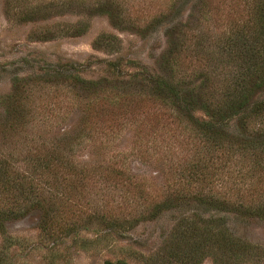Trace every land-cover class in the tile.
<instances>
[{"label":"trees","instance_id":"16d2710c","mask_svg":"<svg viewBox=\"0 0 264 264\" xmlns=\"http://www.w3.org/2000/svg\"><path fill=\"white\" fill-rule=\"evenodd\" d=\"M211 1L199 0L200 6L219 8ZM177 3L174 13L179 9L180 1ZM244 3L245 19L229 20V30L218 35L216 41L206 42L201 37L193 46L184 39L172 41L160 56L165 69L160 74L145 70L128 74L119 63L109 61L106 66L112 71L97 79L82 77L77 67L75 72H68L56 66L40 76L34 73L24 80L16 78L11 95L14 101L8 104L7 119H0V131L7 132L8 144L16 138L20 146L0 147V195L13 199V203L21 200L36 202L31 207L39 206L42 191L36 185H54L56 193L49 194L58 196L61 203L50 202L42 210L46 222L55 224L64 219L60 207L66 206L71 196L85 197L82 190L100 181L123 187V210L135 216L134 212L141 209L155 217L177 207L181 198L189 197L213 213L204 218L199 209L193 210L197 219L185 223L186 219L181 218L177 228L183 231L176 238L194 242L188 247L193 251L215 237L219 250L235 256L241 239L229 234L226 216L236 215V220L264 219V0ZM187 26L181 23L178 29ZM180 33L185 35L183 30ZM187 61L199 64L194 73L183 71ZM146 102L173 109L176 123L184 124L190 138L196 139L190 157L171 153L165 191L153 187L146 177L130 173L127 156L113 145L120 126L128 120L136 123L138 115L145 112ZM73 108L82 116L54 134L58 121L65 120ZM194 110L206 117L194 116ZM134 129L132 152L137 154L141 151V137L137 125ZM41 131H47L49 136ZM80 149L88 151L86 161L76 158ZM19 163L26 164V172L16 169ZM224 174L229 176L227 182L233 192L212 191L213 182ZM100 194L103 193L95 192L98 197ZM115 195L110 191L94 209V213L101 212L105 219H100L109 226L118 222L113 215L119 207L109 204ZM5 212L16 211L9 206L0 208V215ZM143 213L122 221L132 225ZM210 222L217 229L213 234ZM74 225L65 224L67 230ZM103 264L127 263L117 260Z\"/></svg>","mask_w":264,"mask_h":264},{"label":"rangeland","instance_id":"374dc122","mask_svg":"<svg viewBox=\"0 0 264 264\" xmlns=\"http://www.w3.org/2000/svg\"><path fill=\"white\" fill-rule=\"evenodd\" d=\"M179 1L178 11L172 12ZM244 1L212 0L219 7L216 9L200 6L199 0H0V119L8 117L16 78L24 80L34 73L40 76L56 66L68 72H75L77 67L82 77L97 79L112 71L106 66L109 61L119 63L128 74L143 70L160 74L165 70L160 56L168 51L172 41L184 39L190 46L201 37L206 42L216 41L218 35L229 30L232 19L236 22L245 19ZM181 23L188 24L181 29L185 35L178 29ZM186 54L191 56L189 52ZM198 65L187 61L183 71L194 73ZM196 77L194 81L198 82ZM75 109L65 115V120L58 121L54 134L82 116ZM144 109L136 123L128 120L120 126L113 145L127 156L130 173L146 177L153 187L165 191L171 153L190 157L196 139L190 138L184 124L176 123L173 109L151 102H146ZM192 114L206 117L200 110ZM186 124L190 125L187 121ZM136 125L141 137V151L137 154L132 152ZM41 132L49 136L47 131ZM4 145L20 146L16 138L8 144L7 132L0 131V147ZM81 149L76 158L86 161L88 151ZM25 167V163H19L16 169L26 172ZM228 179L224 174L214 181L212 191L233 192ZM48 185H36L42 191L39 206L31 207L36 202L21 200L13 203V199L0 195V208L9 206L16 211L0 215V264H103L117 260L127 264H264V219L236 220V215L226 216L229 234L241 239L237 249L234 247L235 256L233 252L219 250L215 237L188 251L194 242L185 237L180 242L176 238L183 231L177 228L180 219L185 218V223L197 219L193 210L200 209L199 215L204 218L213 213L189 197L181 198L177 207L163 210L155 217L138 209L134 213L137 216L142 212V216L129 225L122 218H133L135 214L123 210L120 195L124 188L100 181L82 190L85 197L71 196L66 206L60 207L64 219L55 224L46 222L42 210L50 202L61 203L58 196L49 194V191L56 193L55 186ZM96 191L103 194L98 197ZM110 191L116 195L108 200L109 204L119 207L113 215L118 222L112 226L100 219H105L101 212L94 213L95 206H100ZM66 223L75 224L74 228L67 230ZM209 225L210 232L215 233V224Z\"/></svg>","mask_w":264,"mask_h":264}]
</instances>
